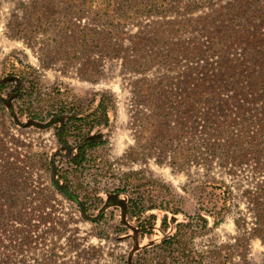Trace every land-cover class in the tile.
I'll return each mask as SVG.
<instances>
[{"label": "trees", "instance_id": "1", "mask_svg": "<svg viewBox=\"0 0 264 264\" xmlns=\"http://www.w3.org/2000/svg\"><path fill=\"white\" fill-rule=\"evenodd\" d=\"M34 7L39 23L23 26V38L31 33L27 44L34 48L39 33L62 41L53 49L43 41V66L62 53L65 66L78 65L84 80L96 82L105 59L118 60L131 76L128 124L135 142L127 156L133 162L154 158L178 172L201 170L200 188L220 193L222 209L210 212L213 218H223L231 201L229 184L214 170L231 178L249 173L245 200L254 226L241 228L264 242V0H48ZM116 104L111 91L84 101L62 85L47 90L33 65L6 60L0 73V226L11 222L16 234L22 229L14 222L30 223L22 209L30 206L34 184L31 166L5 137L7 118L13 127L54 129L60 153L72 156L56 165L57 153L43 167L55 189L84 211L62 162L76 170L89 163L90 152L107 141L100 133ZM136 173L115 192L134 189ZM129 202L127 212L166 209L141 197Z\"/></svg>", "mask_w": 264, "mask_h": 264}, {"label": "rangeland", "instance_id": "2", "mask_svg": "<svg viewBox=\"0 0 264 264\" xmlns=\"http://www.w3.org/2000/svg\"><path fill=\"white\" fill-rule=\"evenodd\" d=\"M44 1L48 0H0V73L7 59L17 58L38 69L47 90L62 85L84 101L97 92L111 91L117 104L110 126L100 133L107 141L90 152L89 163L76 170L62 162L73 184L69 190L85 204L84 211L55 189L50 171L43 167L57 153L56 165L61 156H72L60 153L54 129L13 127L7 118L5 137L15 155L31 166L34 184L30 206L22 209L29 213L30 223L14 222L22 229L16 234L11 222L1 223L0 264H264V242L246 237L241 228L254 226L245 200L251 175L231 178L214 170L215 177L229 184L231 201L223 218H213L210 212L222 209L216 195L220 193L200 188L201 170L193 166L173 171L154 158L133 162L127 156L135 142L128 124L131 76L121 72L118 60L105 59L100 78L87 81L77 72L78 65L65 66L62 53L54 56V64L43 66L39 48L49 41L47 36L39 33L31 48L27 44L31 33L26 39L21 35L25 24L39 23L34 6ZM54 14L59 20L61 15ZM56 41H49L51 49L62 42ZM96 59L93 53L91 60ZM131 172H138L131 178L134 189L116 193ZM138 197L166 209L127 212L130 199Z\"/></svg>", "mask_w": 264, "mask_h": 264}]
</instances>
